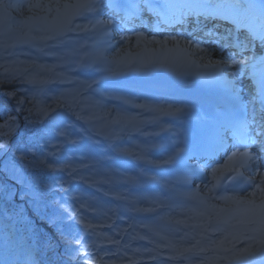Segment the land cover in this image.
Masks as SVG:
<instances>
[{
	"label": "trees",
	"instance_id": "16d2710c",
	"mask_svg": "<svg viewBox=\"0 0 264 264\" xmlns=\"http://www.w3.org/2000/svg\"><path fill=\"white\" fill-rule=\"evenodd\" d=\"M2 23L0 19V84L23 95L24 83L31 75L40 72L39 65L51 67L60 63L43 62L40 56L14 54L12 46L15 41L4 34ZM60 68H56V71L61 72ZM9 75L17 79L6 82L5 78ZM21 76L23 80L19 79ZM44 87L51 90V97L57 98L64 92L67 94L65 99L70 100L72 90L78 86L52 83ZM84 95L91 101H99L91 93ZM37 98L42 102V107L51 105L66 114L64 109L53 103V99L42 95ZM25 99V105L16 112L0 95V125L8 117L14 118L18 125L8 136L0 138V145H6L0 148V264H127L140 259L136 250L121 254L117 247L111 249L106 243L114 239L108 234L103 235L100 227L90 231L76 222L83 219L85 224L106 227L105 219L93 220L79 210L76 220H69L61 205L69 210L79 209L69 195V185L83 174L79 169L81 163L72 157V144L66 143L58 133L69 131L72 135L68 140H81L77 130L82 126L78 124L77 128L64 129L63 120H47L36 115L34 109L30 115L28 109L33 108V102ZM81 107H84L83 102ZM74 110L80 111L81 115L95 114L99 117L94 120L96 122L103 119L107 112L100 101L95 108ZM69 115L66 114V117ZM66 123L75 122L66 118ZM117 127L115 133L122 136L124 127ZM17 132L18 136H14ZM53 145L58 147L54 148ZM125 148L129 149V146L125 144ZM40 161L53 165L57 170H49ZM65 165L77 170L74 179H70L71 169H66ZM88 177L96 180L93 172ZM76 238L87 245L84 251L90 255H76L69 243Z\"/></svg>",
	"mask_w": 264,
	"mask_h": 264
},
{
	"label": "snow or ice",
	"instance_id": "6c2138e0",
	"mask_svg": "<svg viewBox=\"0 0 264 264\" xmlns=\"http://www.w3.org/2000/svg\"><path fill=\"white\" fill-rule=\"evenodd\" d=\"M236 0H234L235 4ZM38 6V5H37ZM6 7H16L19 8L21 5L16 4H10V5H4L0 3V9H4ZM77 8H86L90 13H95L96 15L102 14V9H108L112 8L113 15L117 11H120L116 0H102L101 6L97 7V0H88L87 3L79 4L76 6ZM168 7V5H162L158 3V0H141V2H137V0H128V7L126 10V14L129 16H132L136 13L137 9H141L143 11H150V9L160 8L163 10L164 8ZM233 5H225L223 3H218L211 7H206L207 9H230ZM256 6L252 3H247V7L244 11H227L226 14L230 15L234 22L239 26L240 29L244 30L246 32L245 40L242 41L239 37V35H236L233 37L232 35H228L226 38L221 36H213L212 42L216 44L221 50L224 48H234L238 49L239 51L236 53V55H241L243 57L244 52H248L251 48V45L254 41L258 42L261 46H264V6L262 7V10L259 15H250L249 13L255 8ZM158 18H161L164 22L166 20L163 16L160 15L159 12H154ZM210 13H221L220 11H208ZM259 20V23H256V21ZM91 23V21H90ZM114 26L113 20H96L94 23H92V29H88L87 27H81L77 25L76 27L79 28L82 32H89V31H96L97 33L101 32L105 37L108 38L109 46H111V40L112 37L110 36V33L108 32V28ZM50 32L49 35H45L42 37H39L40 40H42L44 43L40 48V51L46 55V56H55L61 63L57 65H53L51 67L46 65H39L40 72L36 73L35 75H31L26 82L24 83V91L23 95L31 100L33 102V108L28 109L29 114H33V109L35 110V114L38 116L46 117L47 120H63L64 121V129H70L75 127V123L83 122V127L79 128L77 131L81 137V140L88 139L93 135V132L89 129V124H91L92 121L99 119L95 114H88V115H81L80 111H75L74 109L80 108L81 111H83L85 108L92 109L95 108L99 101H91L89 97L85 96V93L94 91L93 85L97 84V81L93 80L90 83L88 81H82V80H75V84L78 86L72 90L71 99L66 100V93L61 92L60 96L57 98L51 97L49 92L51 91L46 90L44 86L52 84V83H71L72 77L69 75H66L65 72H57L56 68L63 67L65 65H74L76 67H90L91 65L85 64V62L81 59H78L79 56V49L85 47L84 44L80 43L78 40H74L71 37H68V40H65V36H67L68 32L75 31V29L67 28L65 26H58L56 28H52L48 30ZM138 36H142V33L137 34ZM211 35V34H210ZM121 39H127V37H121ZM48 41H52L53 43L49 44ZM95 43V41H94ZM153 43H163L167 44L169 43L168 40L165 41H153ZM171 43L175 46L180 45V41L176 39V37H171ZM185 44V50L191 49L189 55L196 57L200 61H208L209 57H214V52L210 48L202 47L199 43H194L192 41H184ZM75 45V46H73ZM45 49H49V51L45 52ZM236 55L229 54L226 57L222 56L219 59H216V61L205 63L204 67H211L214 70L215 78L220 82L221 86L229 92L233 98H235L238 93L236 92L235 82L233 77L238 75H247L250 78H256L259 79V95L261 97H264V55L259 54H253L248 58H241L236 59ZM242 65L246 66L248 71L245 72L244 68L241 67ZM229 67H232L236 69V71L228 72L227 69ZM67 72H73V67H68L66 69ZM25 73H27V69L25 70ZM114 74V73H113ZM6 82H10L13 79H17V77L13 75H9L6 78ZM19 79L23 80V76L19 77ZM40 86V87H36ZM33 89H35V93L33 94ZM10 95L15 96L14 93H10ZM38 95H42L46 97L47 99H53V103L56 104L60 109H64L66 114H70L66 117V114H62L60 111H57L56 109L52 108L51 105H47L42 107L41 101L37 98ZM79 98V99H78ZM113 99L117 101H122L124 105H131L132 101L125 99L123 96H115ZM25 100L17 99L16 103L17 106H23L25 103ZM83 102L84 107H81V104ZM135 108L138 109H147L149 108L146 104H137L134 105ZM180 109H175L173 112H179ZM66 118L73 119L75 123L68 124L66 123ZM27 119V118H26ZM136 120L135 116H125L122 114H118L114 119L110 121H106L104 127H107L110 124H120L121 122H125L128 124H133ZM18 126L17 122L14 118L8 117L5 119L4 123L0 125V138L8 136L14 128ZM137 133L141 132V129L138 127H134L133 129ZM100 135H103L102 130H97ZM224 135H228L227 131H224ZM248 128L247 125L243 127V135L248 139L250 143L253 145H259L261 148V152L264 153V140H259L256 136L249 137L247 135ZM143 135H153L151 133H142ZM236 132H233L230 138H235ZM59 137L63 139L66 143H70L72 145L80 144V140H68V137L72 135L69 131H59L58 133ZM6 147V145H0V148ZM53 147H58L57 145H53ZM149 149H154L157 147V145H148ZM247 147V145H245ZM119 152L134 156L135 154L130 152L128 149H118ZM49 155H55V153H50ZM139 160H145L146 163L153 164L156 166H159L161 164H169L171 163V159L163 160V161H157V160H146L144 156L136 157ZM256 161L260 162L261 166H264V156L259 155L257 156L255 153L250 152H233V154L228 157V163L220 166L219 168H212V179L213 181H216L217 184L220 182L221 176H223L226 179H233L232 173L237 172L238 168L236 165H239L240 167H247L249 165V162H252V168L253 170H256ZM41 164H43L46 168H48L51 171H56L57 169L53 167L51 164H45L44 161H40ZM86 167V166H85ZM66 169H71L69 171V177L70 179L75 178L76 169L72 168L71 165H65ZM80 179H83L81 177ZM152 179H155L154 177ZM124 180L128 183H135L136 177L131 176H125ZM248 183H255L254 180L247 181ZM105 184H113L116 183V181L109 177L104 181ZM259 187V185H256ZM213 187H216V185H213ZM262 192H264V189H261ZM118 200H127V197L120 194L115 196ZM73 200L77 199L76 197H72ZM223 199H229V198H223ZM236 203H241V201H236ZM61 207L64 209V212L67 214L69 220H76L79 210L87 209L89 212H97L96 208L89 207L87 203H80L79 209L73 208L72 210H69V208L64 207L61 205ZM133 211L136 212H154L155 209H137L133 208ZM262 211H264V201H262ZM225 209L218 210L215 215H209L207 217V220L203 222L205 226V230H208V222L215 220L217 224L227 223V220L225 219ZM110 219V217L108 218ZM163 218H158L153 221V225L159 227L161 225V220ZM76 222L80 225H82L84 228L89 230H94L95 228L99 227L98 225L93 224H85L83 219L76 220ZM107 227L111 228L112 225H106ZM142 227L146 230H153L152 226L148 224L142 225ZM222 229L217 228V231H221ZM159 234V233H157ZM146 239V237H145ZM75 249L76 255H90L84 249L87 247L82 242V239L76 238L69 242ZM109 243L111 244H117L118 242L115 240H110ZM199 244V241L197 242ZM223 241H219L216 243L217 247L222 246ZM165 248H173L175 250V255L170 257V260H176L179 257H183L187 259L185 256V253L192 252V251H199L204 252L207 251L206 248L203 247H197V245H193L192 248H184V249H175V246L172 245L170 242L163 245ZM156 248H149L145 250V255L152 261H159L162 259V253L160 255L154 254L156 252ZM257 251L264 252V241H261V248L260 249H254V248H245L238 256H234L233 259H242L245 257H252L255 255ZM74 258V257H73ZM264 259V257H262Z\"/></svg>",
	"mask_w": 264,
	"mask_h": 264
},
{
	"label": "rangeland",
	"instance_id": "374dc122",
	"mask_svg": "<svg viewBox=\"0 0 264 264\" xmlns=\"http://www.w3.org/2000/svg\"><path fill=\"white\" fill-rule=\"evenodd\" d=\"M80 1L81 0H21V1H18L16 3H12L9 0H0V3H2L4 5H10V4L21 5V7H19V8H16V7L10 8L12 13L19 15L20 19H21L19 24H16L13 26L15 28L19 29L22 33H25V32L30 30L31 24H32L34 29H35V32H36L35 36L42 37V36H45L48 34L46 32V29L44 28V25H43L40 17H38V16L45 15V16H43L42 19L46 20V22L48 24H50L53 28H56L58 26H65L66 27V19H69V9H70L71 4H69L67 7H63V6H65L68 2H72L74 4V6L71 10L72 14L70 17V21H71V23H73L81 15V9L76 7L77 5L80 4ZM100 1L102 3V0H99V2ZM228 4H230V2H228ZM102 10H103V14L98 20H110L104 12L107 9H102ZM111 28L112 27L108 28V32L110 33V36L112 37L111 46H108V49H107V52L105 55L113 60L112 73L118 72L116 70V67H120L121 65L127 66V67H134L132 60H133V57L135 55H139L141 60H142V65H146L151 60V55L153 53H159L160 52L161 53L160 56H162V59H165L167 56H170L172 53H177L179 51H182V47H180L179 50H176V48L172 45H169V47H168V46L163 45V44H162L163 46L160 45L161 43L160 44H157V43L151 44L147 41H142V39L139 40V36L133 37V40L135 41V45H131L129 47H124L120 43L121 33H119L117 30H115L113 28L111 29ZM13 32L15 34H17L16 29H14ZM115 33H117L118 36ZM139 33H142L143 34L142 36H144L145 38L146 37L152 38L155 41H158V38L167 37V36L159 37L150 31H144V30H142L140 32H136L135 35H137ZM99 35H100L99 41H101L102 43H108V38L105 37L102 32H100ZM183 39L188 40L187 37H185ZM48 43L51 44L52 42H48ZM253 54L264 55V46H260V51L258 53H253ZM219 57H218V54H216V52H214V57H209L208 60L209 59H218ZM161 63L162 62H160L158 64L162 65ZM241 67H243L244 71L247 72V70H245L244 65H242ZM233 71H236V69L232 68L230 70V72H233ZM239 76L242 77L241 80L239 79ZM235 77L237 79V83H236L237 86L240 87L242 90L244 89L242 92L243 94H244V92H246V89H247V91L249 90V88L251 87V84H253V82H254V78H250L247 75L241 74V75H238ZM10 93H14L15 96L10 95ZM0 95L6 97L7 101L12 103V106L14 107V109H16L17 112L22 106L18 107L16 100L21 99V100L26 101V99L23 95H21L20 93H18L17 91H15L13 89H8L7 85H4V84H0ZM109 101H112V99H109ZM25 103L23 105H25ZM109 109H110V111H109L110 113L115 112L113 102L109 103ZM120 114H122V113H120ZM135 141L147 145V143L140 141L139 138H136ZM149 143L150 144H152V143L156 144L154 142V140H151V142H149ZM210 180L211 179H209V181L204 183L203 181L196 179V180H194V185L192 186V189H191V194L199 199L201 204L204 205L203 208H206V207L209 208V211L207 212L208 214L216 213L220 209H226L229 204H231L232 202H235L237 200V199H235L234 196L227 197L229 199H219L218 197H216V189L219 186V183L217 184L216 181H210ZM263 183H264V180H263ZM213 185H216V187H213ZM259 185H260V183H259ZM261 189H264V186H263V188L261 187ZM261 189L257 188L255 190H253L252 192L245 194L244 196L240 197L241 199H239V200L243 199L245 202L248 203V208H247L246 212L244 214H242V216L239 218V220L238 219L236 220L237 222L242 220V217H245L246 219L249 217V218H251V220L252 219H259V220L262 219L264 221V211H262L259 207L260 199L264 196V192H262ZM199 211H201V209H199L197 211L195 210V212H197V214L200 213ZM203 211H205V210L203 209ZM193 214L194 213L192 211H190V209H181V211H178L172 215V219H173V221L179 220L180 222L185 221V222H188L191 224L199 222L196 219V217H193ZM205 217H207V214H205ZM204 219L206 220V218H204ZM194 229L195 228L192 227L193 231H195V230L198 231L197 229H195V230ZM169 231L172 232L170 235L177 240L191 241L190 238L186 239V230L184 228L178 227L176 230L175 222L171 224ZM261 231H264V225L261 227ZM200 232H202L201 228L199 230V233ZM227 232L228 231L220 232L218 240L223 239ZM261 241H264V239H261V240L258 239V240L247 241L245 243H241L240 245L237 246L238 252H237V255H235V256L240 255V253L245 248L251 247L254 249H260L261 248ZM189 243L192 244L191 242H189ZM262 255H264V252L257 251L254 256L245 257V258H242L239 260L233 259V257L228 256L227 260H222V264H231V263H233V264H256L258 258H260V256H262ZM219 258H222V257H220V255H218L214 251H211V254L209 256H205V255L200 256L199 254L196 253L195 260H193L190 264H216L217 262H220ZM184 263H182V264H184ZM186 264H188V263H186Z\"/></svg>",
	"mask_w": 264,
	"mask_h": 264
},
{
	"label": "bare ground",
	"instance_id": "6f19581e",
	"mask_svg": "<svg viewBox=\"0 0 264 264\" xmlns=\"http://www.w3.org/2000/svg\"><path fill=\"white\" fill-rule=\"evenodd\" d=\"M247 3H252V4H254L256 6L249 13L250 15H259L260 12H261V10H262V7L261 6H264V1H262V0H246V3H244V5L241 6V8L239 10L240 12H242V11L245 10V8L247 7ZM121 37H127V39H123V40L121 39V42H122V44H123L124 47H129L131 45H135V41L132 39V36L131 35L130 36H121ZM141 39L143 41H147V42H149L151 44L153 43V41H155L152 38H145L143 36H141ZM165 40H168L169 41V43H167L168 45L169 44L173 45V43H171V38H168V39H159V41H165ZM178 41L184 43V41H181V40H178ZM181 45H184L185 46V44H181ZM174 47H175V45H174ZM176 47H178V46H176ZM159 54L160 53H154V54H152V56H153L154 59H157V56H160ZM220 55H221L220 57L224 56L222 54H220ZM187 56H188V54H186V57H185V54L183 56L182 52H180L179 54H177V57L176 58L172 57L171 59L164 60L163 62L165 63V66L166 67H172L173 69H177V70H188L189 72H195V73L201 75V80H206V79H209V78H215L214 70L211 67H204L203 66L202 68H198V67L195 66V63H194L193 59H189ZM215 61H216L215 59L214 60L210 59L208 61H204V64L205 63H208V62H213L214 63ZM231 68L232 67H229L228 69H231ZM245 70L248 71V69H247L246 66H245ZM179 73H186V72H179ZM239 79L241 80L242 77L239 76ZM255 79L259 80L258 77H256ZM251 93H253L252 90H248L247 91V89H246L245 97L248 98L247 96L251 95ZM257 155L258 156L259 155L264 156V154L259 149H257ZM258 163H259V161H258ZM184 171L185 172L183 173L182 178L183 179H187L188 181H190V179L192 178V175L193 174H196L187 165L184 166ZM250 172H252V174L256 178L259 179V182H260V180H263V178H264V169H261V168L260 169H257L256 168V170H253L252 169V171H250ZM222 181L223 180L220 179L221 185L223 183ZM262 185H263V183H262ZM262 257H264V255L260 256V258H262ZM260 258H258V260H257L258 262H259Z\"/></svg>",
	"mask_w": 264,
	"mask_h": 264
}]
</instances>
